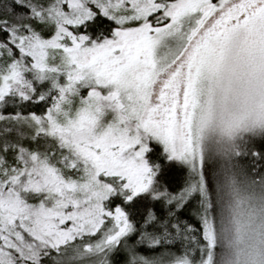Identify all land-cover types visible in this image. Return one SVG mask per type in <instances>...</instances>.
Instances as JSON below:
<instances>
[{
  "label": "snow or ice",
  "instance_id": "1",
  "mask_svg": "<svg viewBox=\"0 0 264 264\" xmlns=\"http://www.w3.org/2000/svg\"><path fill=\"white\" fill-rule=\"evenodd\" d=\"M0 264H264V0H0Z\"/></svg>",
  "mask_w": 264,
  "mask_h": 264
}]
</instances>
